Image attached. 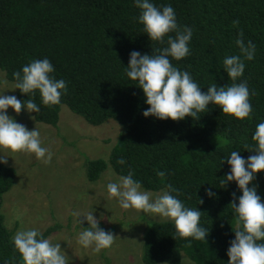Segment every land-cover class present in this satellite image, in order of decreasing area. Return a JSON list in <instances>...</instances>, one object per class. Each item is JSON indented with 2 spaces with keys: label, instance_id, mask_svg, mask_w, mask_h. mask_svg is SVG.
Here are the masks:
<instances>
[{
  "label": "trees",
  "instance_id": "16d2710c",
  "mask_svg": "<svg viewBox=\"0 0 264 264\" xmlns=\"http://www.w3.org/2000/svg\"><path fill=\"white\" fill-rule=\"evenodd\" d=\"M153 2L170 3L177 23L192 28L191 54L179 61L169 59L189 71L202 91L212 83H233L222 67L225 56L239 54L235 44L238 32L244 33L246 43L255 44L254 59L244 61L240 78L254 93L249 97L250 118L236 119L214 104L199 113L197 120H160L142 115L149 106L144 103L142 89L124 75V68L131 51L150 55L152 48L162 46L151 42L143 26L135 22L140 10L133 0H0V72L15 83L13 72L33 59L47 57L56 78L67 82V89L61 103L51 107L44 106L36 93L33 98L41 111L32 114L37 122L56 127L61 106L65 105L91 125L108 119L120 124L108 160H86L88 181H97L108 164L119 176L131 169L142 188L167 190L165 186L170 184L179 190V199L187 206L201 211V224L209 228L206 240L180 238L175 236L171 221L154 222L145 235L144 264H180L183 254L194 264H227V248L234 238L231 225L235 227L229 203L234 199L233 192L236 197L242 193L235 181L224 187L220 184L229 171L226 160H222L233 150L241 151L245 158L255 154L244 146L254 145L252 134L264 120V0ZM16 97L27 99L19 89ZM121 158L125 160L123 165L117 163ZM15 177L13 167L0 164V207ZM254 183L264 200V173H257ZM208 188L217 194L215 198L205 195ZM53 231L54 227H48L42 233L48 237ZM11 238L0 212V264L5 260L22 264Z\"/></svg>",
  "mask_w": 264,
  "mask_h": 264
},
{
  "label": "clouds",
  "instance_id": "9594fccd",
  "mask_svg": "<svg viewBox=\"0 0 264 264\" xmlns=\"http://www.w3.org/2000/svg\"><path fill=\"white\" fill-rule=\"evenodd\" d=\"M133 3L140 10L139 15L134 17L135 22L143 26V33L147 34L151 42L162 46L152 48L150 55L131 51L124 68L128 80L135 82L143 91L144 103L149 106L142 112L144 117L173 121L191 117L197 120L199 113L207 112L208 106L214 104L219 106L222 113L236 119L250 118L252 105L249 97L254 93H250L247 81L240 78L245 69L244 61L254 59L256 46L251 41H244L242 31L237 33L235 40L239 54L225 56L223 59L222 69L233 83L231 86L212 83L206 91H202L189 71L181 70L169 59L179 61L191 54L189 43L193 35L192 28L177 23L176 12L170 3L157 5L153 0H133ZM54 72V66L47 57L33 59L12 73L15 84L7 89H19L27 99L5 95L6 90H0V153L4 150L25 152L34 154L37 160L45 164L51 163L53 153L42 144L39 129L36 126L28 129L9 115L7 110L10 107L17 115L22 109L29 113H39L40 106L33 98L37 92L44 106L59 105L62 94L66 92L67 82L62 78L57 79ZM251 139L254 145H245L244 150L255 154L245 158L240 155L241 151L233 150L222 160H226L229 171L220 184L224 187L228 182L235 181L242 193L236 197L233 192L234 199L229 203L235 217V227L231 225L234 238L229 241L227 248V264H264V200L257 193L258 184L254 183L257 173H264V120L256 125ZM7 157L10 156L0 154V164H6ZM117 163L123 165L125 160L121 158ZM157 174L164 175L163 172ZM133 177L134 172L130 169L127 175L106 184L109 197L115 198L120 208H132L169 220L174 224L175 236L180 238L206 240L209 228L201 224V211L197 207L187 206L179 199L178 189L169 184L165 186L166 191L154 196L143 190L141 182ZM205 195L215 198L217 194L208 188L205 189ZM199 202L203 200L199 198ZM93 212L74 211L72 215L81 229L77 234V244L99 254L113 245L115 237L111 231H105L99 226L102 215L98 219ZM81 216L83 220L77 219ZM84 221L87 227L82 226ZM11 239L22 264H70L71 257L59 241L53 242L36 228L22 227ZM4 264H9V261L5 260Z\"/></svg>",
  "mask_w": 264,
  "mask_h": 264
},
{
  "label": "rangeland",
  "instance_id": "374dc122",
  "mask_svg": "<svg viewBox=\"0 0 264 264\" xmlns=\"http://www.w3.org/2000/svg\"><path fill=\"white\" fill-rule=\"evenodd\" d=\"M0 81V90H6L5 95L16 96L17 89L7 90L15 83L7 80L4 72H0ZM7 113L30 130L36 126L42 144L53 153L49 164L37 160L34 154L7 150L0 153L10 156L5 165L16 170L14 184L3 195L0 207L4 225L12 236L22 227L41 232L54 227L48 237L53 242L59 241L71 257L70 264H144L142 254L149 227L154 222L169 220L132 208H120L106 190L108 182L120 177L110 164L97 181L90 182L86 177L87 159L108 160L117 143L120 124L108 119L103 124L91 125L65 105L61 106L56 127L37 122L32 113L24 110L17 115L9 107ZM146 191L155 196L166 190ZM74 211H94L98 219L102 215L99 226L111 231L115 237L113 245L99 254L79 246L76 241L81 229L72 215ZM77 219L83 220V217ZM82 226L87 227V222ZM180 264L194 263L183 254Z\"/></svg>",
  "mask_w": 264,
  "mask_h": 264
}]
</instances>
